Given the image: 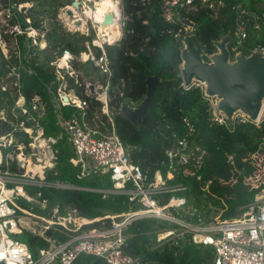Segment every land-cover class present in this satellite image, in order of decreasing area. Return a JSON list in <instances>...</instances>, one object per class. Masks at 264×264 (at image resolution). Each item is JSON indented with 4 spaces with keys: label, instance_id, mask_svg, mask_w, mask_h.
<instances>
[{
    "label": "built area",
    "instance_id": "2783aa9c",
    "mask_svg": "<svg viewBox=\"0 0 264 264\" xmlns=\"http://www.w3.org/2000/svg\"><path fill=\"white\" fill-rule=\"evenodd\" d=\"M73 1L78 2V9L72 4L64 6V14L59 16V22L69 28L67 35L78 32L76 38L84 37L81 39L84 51L74 54L68 49L61 50L59 45V52H54L56 58L47 64L54 79L44 84L45 92L50 96V106L40 95L26 96L24 76H35L37 69L45 66L41 52L52 45L46 39L35 37L36 29L41 28H33L28 22L27 28L16 22L11 23L10 6L0 5V11L5 13L9 10L5 16L9 23L0 22L6 26L0 29V60L5 64L0 73V264H74L81 256H94L106 264H140L139 259L132 258L123 250L125 230L140 219L169 224L158 237L160 243L191 234L195 244L213 249V264H264V149L247 155L242 160V170L234 167L232 177L226 183L233 185L238 179L236 174L250 168L243 185L249 192L257 191L253 202L240 207L238 214L230 219L217 217L208 221L197 214L185 195L187 188L179 183L170 184L169 181L180 173L194 175V168L199 169L205 161L206 151L203 148L189 142L187 137L176 138L175 143L165 151V160L161 164L166 168V175L158 172L149 176L132 163L130 153L119 137L116 118L124 106L123 103L119 104L118 97L123 95L111 89L112 63L105 44H114L121 39L129 17L121 10L120 17L112 14L114 23L118 22L119 26L110 31L111 41L105 32L102 34L99 30L100 23L87 14L93 12L88 3ZM214 4L222 7L223 0H164L160 16L168 24H183L185 19L179 14L181 8L194 12L203 6L213 9ZM28 7L32 5L21 4L17 11L22 14L29 11ZM68 11L72 12V16L67 14ZM23 16L28 19L27 15ZM214 17L217 18L216 13ZM77 22H80L79 26ZM114 23L109 26L112 27ZM250 23L254 32L264 35V12L260 14L242 8L236 21L235 41L227 45L229 62H233L238 54L244 57L260 54L264 57V45L252 48L247 55L241 50L248 36L246 27ZM189 29L191 34H195L194 27ZM92 31L96 33L95 37L91 35ZM21 39L27 40V43L22 42L20 46ZM85 64H91L100 79L84 76ZM124 86V81H121V88ZM93 102L99 105L93 106ZM211 105L213 119L227 127L247 121L258 126L264 119V113L257 121L236 113L233 122L229 123L217 111L216 105L212 102ZM68 106L79 110V115L65 118L62 109ZM128 107L136 108L134 105ZM49 108L54 112L55 126L62 130V135L45 134L44 123ZM184 121L192 135L193 126ZM63 134L67 136L75 154L71 162L79 167L80 178H85L92 170L109 174L114 187L101 192L126 196L129 203L136 206L127 213L99 218L110 220V227L104 231H84V225L75 221L81 219L76 211L51 207L44 197V190L77 189L61 183L57 178L58 143ZM228 160L233 164L232 155L228 156ZM49 175L54 179H49ZM30 189L35 191L30 193ZM165 195L170 197L162 204L161 199ZM48 207L50 211L46 215L40 213ZM183 216H197V220L191 221ZM85 222L88 225L93 221ZM24 231L44 238L49 247L35 252L19 238ZM49 231L65 234L67 239L59 241L49 236Z\"/></svg>",
    "mask_w": 264,
    "mask_h": 264
},
{
    "label": "trees",
    "instance_id": "16d2710c",
    "mask_svg": "<svg viewBox=\"0 0 264 264\" xmlns=\"http://www.w3.org/2000/svg\"><path fill=\"white\" fill-rule=\"evenodd\" d=\"M163 2L164 0H123L124 14L129 17L124 34L114 44H105L107 56L112 63L111 89L117 94L122 92L123 95L118 97L119 104H139L146 95V79L155 75L161 80L148 116L140 119L138 127L117 116L118 134L130 153L132 163L141 167L149 176L158 172L166 175V168L161 164L165 160V151L175 143L176 138L187 137L189 142L203 148L206 151L205 161L199 169L194 168L195 174L185 176L180 173L169 182L183 184L187 188L185 195L197 214L204 218H209V214H218L217 210L210 207L214 206L224 211L221 213L223 220L230 219L238 214L240 207L255 199L257 191L249 192L243 185L245 176L250 174V168L246 172L237 173L238 179L233 185L226 183L230 181L234 167L242 170V160L247 155L264 149V119L258 126L247 121L236 122L233 127H227L213 119L210 98L205 96L202 85L183 87L181 50L183 38L188 33H185V25H171L162 19L160 12ZM26 3H32L29 12L39 14V20H36L33 27L40 28L45 15L56 18L59 9L72 4V0H0L2 7L10 6V22L19 24L18 6ZM242 8L261 14L264 12V0H223L222 7L214 4L213 9L203 6L194 12L181 8V18L194 23V33L202 45L204 60L208 61V56L217 51L216 44L222 36H236V21ZM215 13L217 18L214 17ZM246 29L248 36L241 47L245 55L252 48L264 45L262 32H254L251 23L247 24ZM69 37L61 41V50L68 49L74 54L84 51L81 45L84 37ZM22 40L19 42L20 46ZM56 45L59 47V44ZM96 51L100 54L99 50ZM4 68L5 64L0 60V73ZM91 68V65L83 67L88 76ZM52 79L54 75L40 67L36 76H24V93L28 98L40 95L50 106V96L46 94L44 84ZM121 81H124V88H121ZM94 105L99 104L93 102ZM79 113L72 106L62 109L65 118ZM184 120L193 126L192 135ZM44 126L46 136H56L58 133L62 135V130L55 126L52 108H49ZM67 142V136L63 134L58 143L60 153L57 178L61 183L92 191L44 190V197L49 200L51 207L74 210L79 218L90 221L107 215H120L136 208L126 196L101 192L114 187L109 174L92 170L85 178H80L79 167L71 162L75 155ZM229 155L233 156V164L228 160ZM48 178L54 179L50 175ZM34 191L35 189L29 190L30 193ZM169 197L165 195L161 203H165ZM184 218L197 220V216ZM101 223L110 227V220L107 219L94 221L82 229L97 228ZM168 227L169 224L152 219L134 221L124 232V252L139 259L140 264H213V249L195 244L191 234L165 243L158 242L159 235ZM47 234L51 237L59 235L53 231ZM19 238L35 252L49 247L44 238L28 231H24Z\"/></svg>",
    "mask_w": 264,
    "mask_h": 264
},
{
    "label": "water",
    "instance_id": "95a60500",
    "mask_svg": "<svg viewBox=\"0 0 264 264\" xmlns=\"http://www.w3.org/2000/svg\"><path fill=\"white\" fill-rule=\"evenodd\" d=\"M72 5L78 9L77 1H73ZM18 14L20 23L27 28L24 16L19 12ZM67 14L72 16L71 11ZM113 23L112 14H108L104 24L109 26ZM77 25L79 26L80 22H77ZM183 25L194 27V23L189 20H184ZM234 41L230 34L225 35L217 42V51L206 61L197 36H185L181 50L183 86L188 88L202 85L205 96L211 99L217 111L224 115L229 123L233 122L236 113H242L251 121H257L264 113V57L260 54L250 57L238 54L233 62H229L230 51L227 45L233 44ZM160 83L161 80L157 76L148 77L146 95L142 103L136 108L124 105L120 117L138 127L140 119L148 116Z\"/></svg>",
    "mask_w": 264,
    "mask_h": 264
},
{
    "label": "rangeland",
    "instance_id": "374dc122",
    "mask_svg": "<svg viewBox=\"0 0 264 264\" xmlns=\"http://www.w3.org/2000/svg\"><path fill=\"white\" fill-rule=\"evenodd\" d=\"M73 1V0H72ZM82 2H87L88 5L91 7V9L93 10L94 12V15L92 16V18H95L96 16V12L101 8V4L104 2V0H90L89 2L87 0H80ZM113 2L115 3L114 5L116 7L119 6L120 10L122 12H124V3H123V0H113ZM28 5H32V3H28ZM65 6H70V5H65ZM63 8H60L59 11H58V14L56 16V18L52 19L49 15V17H47V15L44 16V20H42V24L40 26L41 29H36V33H34L35 37L37 39H40V40H43V39H46L50 45L51 48H47L46 50H44V52H41V56H42V62L43 63H47L48 61L50 60H53L56 58V54L54 52H59V47H56L55 45L56 44H61V41L63 40H66L65 38L69 37V35H67L66 31H67V26H64V24L61 22H59V16H63ZM9 10H7L5 13L4 11H0V22L1 23H6L8 22V18L5 17L8 13ZM23 11V10H22ZM23 15H27L28 20L27 18L26 19V22H28L29 24H31V26L33 25L34 26V23L36 22V20L38 21L39 20V14H34L33 11H26V12H22ZM47 17V18H46ZM124 17V16H123ZM125 18V17H124ZM9 23V22H8ZM4 28H6V26L4 27V25L0 24V29L3 30ZM34 28V27H33ZM69 29V28H68ZM105 31H101V33H104ZM78 33V32H77ZM77 33H75L74 35H71L72 37H75L78 35ZM185 33H188L191 34V30L189 29V27H187V29H185ZM95 32L92 31L91 32V35H93L95 37ZM2 36V35H1ZM70 38V37H69ZM32 40V39H31ZM23 43H27V40L23 39L22 40ZM11 50V48H10ZM12 54H13V51H11ZM14 58V57H13ZM11 60V59H10ZM90 65V64H89ZM92 67V66H91ZM89 69H90V66H89ZM90 75L88 76L87 73L84 74V76H88V77H91V79L93 80H98L100 79V76L98 75L97 72L93 71V69L91 68V71L89 73ZM143 101V100H142ZM142 101L140 103H142ZM211 101V99H210ZM139 103V104H140ZM124 105H128V106H132L134 105L135 107H137L139 104H130L129 102H125L123 103ZM69 142H67L68 144ZM70 145V144H68ZM71 147V146H69ZM71 149V148H70ZM212 210H217L218 211V214H209V218H206L208 221L214 219V218H221V213L224 212L218 208H215L214 206H210ZM50 210V207L46 208L45 210H42L40 211L41 214L43 215H46L48 213V211Z\"/></svg>",
    "mask_w": 264,
    "mask_h": 264
},
{
    "label": "bare ground",
    "instance_id": "6f19581e",
    "mask_svg": "<svg viewBox=\"0 0 264 264\" xmlns=\"http://www.w3.org/2000/svg\"><path fill=\"white\" fill-rule=\"evenodd\" d=\"M114 4L115 3L113 2V0H104V2L101 4V8L95 13L96 14L95 20L100 23L99 30L105 31V34H107L106 36H109V40H111V41H112V37H111L110 31L112 29L117 28L119 26V24H118V22H116V23H114V25L112 27L105 25L104 24V18L108 14H116L118 17H120V15H121V13L119 11L120 8L116 7ZM87 14L90 16H93L94 12H88ZM100 36H101V33H100ZM101 38H103V37H101ZM82 57L85 58V55L83 54Z\"/></svg>",
    "mask_w": 264,
    "mask_h": 264
},
{
    "label": "crops",
    "instance_id": "0c3cea01",
    "mask_svg": "<svg viewBox=\"0 0 264 264\" xmlns=\"http://www.w3.org/2000/svg\"><path fill=\"white\" fill-rule=\"evenodd\" d=\"M49 62V61H48ZM48 62L45 64V66H43V68L44 69H46V70H49L48 68H47V64H48ZM89 65V64H88ZM91 65V64H90ZM84 66H86V64L84 65ZM93 68V67H92ZM94 69V68H93ZM95 70V69H94ZM95 72H97L96 70H95ZM37 75V74H36ZM35 75V76H36ZM55 117V116H54ZM72 149V148H71ZM73 151V150H72ZM74 153V152H73ZM75 155V154H74ZM77 189H81V190H85V188L83 189V188H77ZM53 207V206H52ZM50 211V210H49ZM48 211V212H49ZM68 211H72V210H68ZM76 221V223L77 224H79V225H84L85 226V224H86V222L85 221H87V219H76L75 220ZM95 222H97V221H99V219H96V220H94ZM93 221V222H94ZM93 222H90V224H88V225H91ZM87 226V225H86ZM106 226H105V223H101L100 224V226L99 227H97V228H91V229H83L84 231H89V232H94V233H98V232H101V231H104V230H106ZM59 235L57 236V237H55V238H57V239H59V241H65L66 239H67V236L65 235V234H62V233H58ZM69 235V234H68ZM62 239V240H61ZM74 264H106L102 259H100V258H97V257H94V256H81L80 258H78L75 262H74Z\"/></svg>",
    "mask_w": 264,
    "mask_h": 264
},
{
    "label": "flooded vegetation",
    "instance_id": "af4514ba",
    "mask_svg": "<svg viewBox=\"0 0 264 264\" xmlns=\"http://www.w3.org/2000/svg\"><path fill=\"white\" fill-rule=\"evenodd\" d=\"M141 104V103H140Z\"/></svg>",
    "mask_w": 264,
    "mask_h": 264
}]
</instances>
